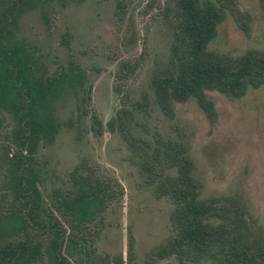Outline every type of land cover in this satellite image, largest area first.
<instances>
[{"label": "trees", "instance_id": "16d2710c", "mask_svg": "<svg viewBox=\"0 0 264 264\" xmlns=\"http://www.w3.org/2000/svg\"><path fill=\"white\" fill-rule=\"evenodd\" d=\"M51 1L65 5L84 0H0V177L10 195L7 210L0 213V264H108L107 258L98 259L90 244L99 233L96 218L124 195L119 180L93 169H76L69 188L54 190L49 199L42 195L37 154L58 132L54 103L67 93L77 95L86 85V73L75 61L50 75L29 40L18 36L23 14ZM131 2L116 0L119 17ZM163 14L172 40L168 59L153 71L150 87L167 117L175 118L176 102L195 99L215 124L218 113L207 91L242 98L249 89L264 85V50L230 56L208 48L227 16L248 33L250 15L239 0H169ZM67 36L63 42L68 45ZM138 66L121 61L118 94L126 91L125 83ZM87 92L89 98L90 88ZM121 103L107 126L138 147L133 122L144 104H128L123 97ZM93 119L101 134V122L95 115ZM152 158L142 168L158 178V195L174 205L171 235L153 249L154 258L176 257L180 264L203 258L213 264H264V229L238 195L201 198L202 184L185 143L170 140L158 145ZM132 252L130 238L128 264H136ZM125 262L120 255L113 264Z\"/></svg>", "mask_w": 264, "mask_h": 264}, {"label": "rangeland", "instance_id": "374dc122", "mask_svg": "<svg viewBox=\"0 0 264 264\" xmlns=\"http://www.w3.org/2000/svg\"><path fill=\"white\" fill-rule=\"evenodd\" d=\"M262 1L239 0L240 8L250 15L248 33L227 16L209 50L230 56L264 50ZM168 3L132 0L119 17L116 0L65 5L51 1L27 11L19 22L18 36L29 40L50 75L67 67L70 60L86 73V85L77 95L67 93L54 103L58 132L51 143L40 146L37 162L46 199L56 189L69 188L76 169H93L119 180L124 195L96 218L99 233L90 244L98 259L106 262L107 258L108 264L120 255L128 264L130 238L136 264H180L176 257H153V249L171 235L174 205L158 195V178L142 168L147 159L154 161V148L170 140L188 147L194 175L202 184L201 198L238 195L264 229V85L249 89L242 98L207 91L218 113L215 124L195 99L176 102L175 118L167 117L155 104L150 84L155 68L169 56L172 30L163 14ZM65 36L68 45L63 42ZM121 61L139 63L122 95L115 91ZM122 97L128 104H144L136 110L133 122L138 147L107 126L121 107ZM94 115L103 126L101 134L95 131ZM1 179L0 213L10 203ZM190 264L213 261L203 258Z\"/></svg>", "mask_w": 264, "mask_h": 264}]
</instances>
